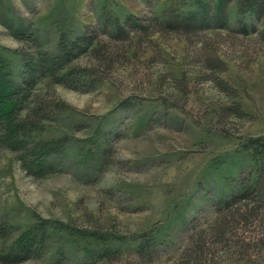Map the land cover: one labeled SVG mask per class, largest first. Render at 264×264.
<instances>
[{"label":"rangeland","instance_id":"rangeland-1","mask_svg":"<svg viewBox=\"0 0 264 264\" xmlns=\"http://www.w3.org/2000/svg\"><path fill=\"white\" fill-rule=\"evenodd\" d=\"M197 1L0 0V52L19 78L26 54L56 53L61 32L79 35L106 12L152 16L169 5L187 11ZM228 10L230 29H208L191 40L157 33L150 44H126L124 58L97 64L94 86H36L35 96L55 106L32 136L67 142L52 171L37 173L0 144V225L15 227L0 237V252L22 229L48 218L61 229L52 231L45 254L18 264H51L59 248L65 264H100L90 256L105 248L114 256L104 264H185L192 236L209 228L243 184H254L264 199V157L256 162L245 146L250 137H264V42L251 29L261 20L236 2ZM25 26L26 39L19 38L15 30ZM204 39L226 63L219 74L237 96L222 91L217 73L200 60ZM89 61L85 54L77 63ZM237 101L245 115L224 114ZM240 232L257 243L247 251L250 262L235 247L214 246L198 264H264V225L256 220ZM144 236L151 251L137 248Z\"/></svg>","mask_w":264,"mask_h":264},{"label":"trees","instance_id":"trees-1","mask_svg":"<svg viewBox=\"0 0 264 264\" xmlns=\"http://www.w3.org/2000/svg\"><path fill=\"white\" fill-rule=\"evenodd\" d=\"M232 2H236L240 11H248L261 20L260 25L251 29L264 42V0H198L196 6L187 11L169 5L160 14L152 16L128 14L120 17L106 12L98 23L86 26L79 35L71 37L61 32L56 53L39 50L26 54L25 66L19 78L13 76L10 62L0 52V144L18 152L22 165L29 172L52 171L50 167L55 156L64 150L67 139H39L32 136L35 129L44 127L42 122L55 106L39 94L35 96L38 84L47 81L78 88L80 83L86 82L94 86L100 79L97 66L104 64L105 68L110 67L116 59L124 58L126 54H123L121 47L126 44H130V47L150 44L153 35L157 33L163 37L174 32L191 40L200 37L208 29H230L228 8ZM27 27L15 30L16 35L26 39L24 32L28 31ZM85 54L90 55L92 61L88 65H80L77 61ZM198 55L208 70L217 73L213 79L218 87L230 96H237L236 89L219 74L226 70V63L217 49L208 47L204 39ZM223 110L227 116L245 115L238 101L225 106ZM245 146L252 149L256 162L264 157V137H250ZM256 220L264 225V199H257L254 184L245 183L219 206L209 228L192 236L193 245L184 251L187 257L185 264H190V261L198 264L210 253L216 252L214 246L235 247L242 254H247L250 262V252L247 251L257 243H252L240 230L243 225ZM10 228L15 229L12 225L1 224L0 237L7 239ZM60 229L57 222L48 218L38 219L22 229L12 243L0 252V262L18 264L44 255L52 231ZM92 233L100 239H106L104 234ZM153 246L150 239L144 236L139 240L137 248L140 252H147L154 249ZM55 254L51 264H65L66 252L59 248ZM95 254L99 256L97 260L102 261L100 264L111 261L114 256V252L107 248L98 252L94 250L90 258Z\"/></svg>","mask_w":264,"mask_h":264}]
</instances>
